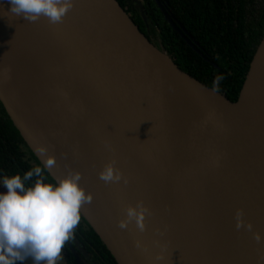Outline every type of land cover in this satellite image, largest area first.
Listing matches in <instances>:
<instances>
[{
	"label": "water",
	"instance_id": "obj_1",
	"mask_svg": "<svg viewBox=\"0 0 264 264\" xmlns=\"http://www.w3.org/2000/svg\"><path fill=\"white\" fill-rule=\"evenodd\" d=\"M7 9L0 0V101L43 166L36 130L62 177L80 172L91 195L80 213L117 264H264V37L232 101L182 70L117 0H73L55 24ZM108 162L121 181L99 179ZM138 201L145 231L121 229Z\"/></svg>",
	"mask_w": 264,
	"mask_h": 264
},
{
	"label": "trees",
	"instance_id": "obj_2",
	"mask_svg": "<svg viewBox=\"0 0 264 264\" xmlns=\"http://www.w3.org/2000/svg\"><path fill=\"white\" fill-rule=\"evenodd\" d=\"M117 1L149 40L148 30L152 31L156 38L155 44L165 49L182 70L210 87H213L214 77L222 75L223 80L216 90L232 101L238 99L256 49L264 37V13L261 14L263 24L259 28L255 26L254 15V12L263 9L259 5L264 7V0H168L171 13L179 20H187L189 29L192 23L196 25L194 31H198L201 36L197 38L204 39L212 47L209 59L198 54L179 36L166 21L155 0H139L149 27L143 19L138 0ZM35 166L42 168L46 181L55 182L29 148L0 101V176H22ZM83 220L94 239L93 246L104 252L112 264H117L99 235ZM68 242L62 249L64 264H78ZM23 264H32L31 258Z\"/></svg>",
	"mask_w": 264,
	"mask_h": 264
},
{
	"label": "clouds",
	"instance_id": "obj_3",
	"mask_svg": "<svg viewBox=\"0 0 264 264\" xmlns=\"http://www.w3.org/2000/svg\"><path fill=\"white\" fill-rule=\"evenodd\" d=\"M7 3V12L14 17L29 22L46 17L50 24L60 22L73 7V0H7ZM222 80V75L215 76L213 89L218 88ZM35 151L45 156L44 168L54 165V157L45 155L48 152L45 145H36ZM98 177L105 183L122 179L112 162L101 168ZM80 179V172L69 170L58 181L48 182L40 166L22 176H0V186L4 189L0 191V264H23L28 258L32 264H58L62 249L72 239L80 222L81 206L91 201ZM124 213L117 221L121 229L132 222L139 232L145 231V216L150 215L146 205L138 201L127 205ZM235 215L239 229L243 223L240 210ZM245 227L251 229L250 224ZM254 235L259 240V234ZM135 243L136 247H141L139 241ZM155 259L159 261L161 256L157 254Z\"/></svg>",
	"mask_w": 264,
	"mask_h": 264
},
{
	"label": "flooded vegetation",
	"instance_id": "obj_4",
	"mask_svg": "<svg viewBox=\"0 0 264 264\" xmlns=\"http://www.w3.org/2000/svg\"><path fill=\"white\" fill-rule=\"evenodd\" d=\"M165 2H164L165 7L168 11L169 1L165 0ZM138 5H139V3H138ZM250 6H252V5H250ZM259 6L263 9L258 10L257 12H254L255 26L258 28L262 27L261 25L263 24V22L261 20V14L264 13V7L262 5H259ZM168 12L170 15L173 16V18H174L173 20L177 23V25L179 26V28H180L181 32L183 33V35L185 36V38L182 35H180L179 32L176 30V32L179 34V36L182 37V39H184L185 42L190 47H192L194 50H196V48H197L199 50V51L196 50V52L198 54H201L205 58L209 59V57H211L212 47L208 46L207 42L204 39H199L201 37L200 33L198 31H194V28L196 27V25L193 26V23H192L191 24L192 27L189 29L188 28L189 24H188L187 20H185V19L179 20L173 13H171L170 9ZM146 26L149 27V24L147 21H146ZM148 31H149L150 38H151L150 40L155 44L156 38H155L154 34H152V31L150 29ZM197 37H199V38H197ZM83 218L80 219L78 226L74 229L72 239L68 242V244L70 243L71 245H73V247H74L73 251L76 252L81 257L84 264H112L111 259L108 256H106L104 252H100L97 248H95L93 246L92 241L94 239L92 238V236L87 231V228H86L87 225L85 224ZM70 251H71L72 255H74L73 251L71 249H70ZM61 255L64 257V252L61 251Z\"/></svg>",
	"mask_w": 264,
	"mask_h": 264
},
{
	"label": "bare ground",
	"instance_id": "obj_5",
	"mask_svg": "<svg viewBox=\"0 0 264 264\" xmlns=\"http://www.w3.org/2000/svg\"><path fill=\"white\" fill-rule=\"evenodd\" d=\"M33 142L37 145H45L48 149V152L45 155H50L52 157L55 158V154L52 148V144L50 143V141L47 139L46 135L43 133V131L40 133L38 132V130H36V132L33 134ZM45 158V156H43ZM56 162L54 163L53 166H51V168H53V171L57 174V176L59 178H62L61 174H60V170L58 169V167L56 166Z\"/></svg>",
	"mask_w": 264,
	"mask_h": 264
},
{
	"label": "rangeland",
	"instance_id": "obj_6",
	"mask_svg": "<svg viewBox=\"0 0 264 264\" xmlns=\"http://www.w3.org/2000/svg\"><path fill=\"white\" fill-rule=\"evenodd\" d=\"M65 259H64V257L62 256V259L60 260V261H58L59 263H61V264H64L65 262Z\"/></svg>",
	"mask_w": 264,
	"mask_h": 264
}]
</instances>
